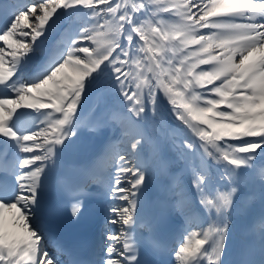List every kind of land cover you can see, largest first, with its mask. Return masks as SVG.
<instances>
[{"label":"snow or ice","instance_id":"obj_1","mask_svg":"<svg viewBox=\"0 0 264 264\" xmlns=\"http://www.w3.org/2000/svg\"><path fill=\"white\" fill-rule=\"evenodd\" d=\"M5 14L10 19L0 29V264H59L37 215L47 165L78 135L84 100L106 91L118 92L124 111L100 118L89 131L122 120L135 162L119 150L106 153L108 170L92 182L102 184L109 199L126 202L109 208L107 222L120 228L107 234L103 255L74 264H141L134 233L138 227L155 233L159 221L146 225L137 216L148 176L139 156L145 139L140 125L162 119L161 93L198 138V144L186 139L184 146L199 155L192 184L207 213V227L186 228L173 264H225L241 183L258 187L264 201V0H19ZM58 22L64 30L59 53L40 61L41 38ZM84 41L94 46H81ZM37 121L46 125L39 132L31 130ZM213 168L224 187L209 197ZM84 195L83 188L74 193V218L82 213ZM253 231H259V243L237 264H264V214ZM150 243L146 252L163 251Z\"/></svg>","mask_w":264,"mask_h":264},{"label":"bare ground","instance_id":"obj_2","mask_svg":"<svg viewBox=\"0 0 264 264\" xmlns=\"http://www.w3.org/2000/svg\"><path fill=\"white\" fill-rule=\"evenodd\" d=\"M162 15H164V17L166 19H175V17H169L168 14H162ZM205 32H207V30ZM26 39H30V37L26 38ZM84 42H86V41H84ZM87 42H89V41H87ZM82 44H83V42H82ZM82 44H81V46H82ZM0 47H4V44L2 41H0ZM45 49H47L46 48V42H44V44H43V53L45 52ZM6 51H7V49H6ZM79 55L83 56L82 53ZM158 99H159V103H160V111L162 114V119H156V121L158 123H161L162 126H161L160 131H156V128L155 129L151 128L152 127V125H151V127L149 129L150 133H151L149 144L150 145L151 144L153 145V143L159 144V149H158L159 155L158 156L162 157L161 158L162 160H165V158L171 157L172 153L179 154V157L182 160L183 155L185 154L186 151L192 152L184 146V141L186 139L187 140H193L198 144L199 143L198 138L195 137L191 133V131L186 128V126H184L179 120L176 119L175 115L170 110L171 106L169 105L167 98L164 97L162 93L159 95ZM86 109L87 108H86V105L84 103L83 106L79 110V116L78 117H82V119H83L84 118L83 112L85 113ZM26 110H28V109H21L20 111H26ZM113 114H115V112L111 111L110 115H113ZM106 115H109V113H107ZM85 117L86 118H84V120H82L79 123L80 130H79L78 135L75 136L74 138H71L70 143H68V146L64 148V150L58 155V157H56L53 161L48 162V165H47V167H48L47 183H48V180L52 176L57 174V169L60 166H62L67 160L73 161V160L77 159L78 162H80V164L82 162L83 163L84 162H87V163L96 162L100 157V155L97 154V149H101V148L104 149V147H105L104 143L105 142H109L111 144L114 143V137L115 136H113V137L110 136L108 132L105 133L104 135H101L102 133L100 130L97 131L98 135H97L95 140L91 139V140H84L83 142H81L83 140V138L81 136V132L83 130L90 132L89 127L97 122V119H94V117L87 119L90 117V114L87 111H86ZM41 119H42V117H41ZM117 123H118V121H117ZM118 126H119V124H118ZM41 127H46V125H41L39 123V121H37L36 124L32 127V131L39 132ZM124 128H125V126L123 128H122V126L118 127V130L116 131V133L119 134V132H120V135L118 136L117 140H120L121 149H122L121 152L123 154H127V157H128V155L131 154L132 150L130 147V143L127 142L125 140V138L123 137ZM107 129L113 131V129H110L109 127ZM104 130H106V129H104ZM159 134L161 135L160 140H158V136H157ZM175 138H177V139L174 140ZM38 142L43 143V138L41 137L38 140ZM169 144L175 145V151H171L172 149L168 148ZM141 146H143V145H140L139 156H141L144 153L147 155L148 154V148H150V147L147 146L146 148H142ZM57 147L59 148L60 146H57ZM38 154H42V153H38ZM92 154L94 155V157L91 158ZM22 155H24L23 157H25V156H30L31 154L30 153H22ZM193 155H194L195 159L199 160L198 153H193ZM158 156L156 158L154 157L152 159L151 153H150V157L147 158V161H150V162H148V165L149 164L152 165V168L154 169V173H153V176L151 177L149 184L147 186L146 185L143 186V188H142L143 193L157 189L167 179H168V181H170V180H174V178H175L174 176H172V174L170 172L171 169H169V167L165 166L164 164H159V161L157 162ZM187 157L190 158V156H187ZM198 166H199V163L196 165V167H198ZM193 167H195V166H193ZM193 167L190 165L191 169ZM212 172L214 174H217L215 172V168L212 169ZM193 179H191V184H192ZM157 181H160L161 185L157 186L156 185ZM215 182H216L217 186L222 190L224 186H222L220 184L221 182H219L218 177H216ZM247 185H250V184L241 183L240 187L245 188V187H247ZM192 186H193V184H192ZM193 189H194L196 196H199L197 194L196 189L194 187H193ZM207 190L210 191V188L208 187ZM175 194H176V190L174 188V184H172L170 196H175ZM238 194H239V192H238ZM206 195H208L207 192H206ZM114 201H112V202H114ZM139 201H140V206H139L138 211H137V216H139L138 213L141 212L143 209V196L141 194L139 195ZM197 202L199 203V200H197ZM124 204H126L125 201H123L121 205H124ZM112 216H113V213L110 214V218ZM189 220L195 221L193 218H190ZM105 227L108 230L106 231L107 233L103 236L102 248L107 243H110L109 241L106 240V236L108 233L112 232L111 227H112V229H114L116 231L120 228V224L112 225V224L108 223ZM203 227H207V226L203 223V224L199 225L198 230H200V228H203ZM177 246H178V244H175L174 248H176ZM102 252H103V250H102Z\"/></svg>","mask_w":264,"mask_h":264},{"label":"rangeland","instance_id":"obj_3","mask_svg":"<svg viewBox=\"0 0 264 264\" xmlns=\"http://www.w3.org/2000/svg\"><path fill=\"white\" fill-rule=\"evenodd\" d=\"M37 14H39V13H37ZM32 20L34 21V17L32 18ZM82 46H94V45H91L90 42H87L86 41V42H83ZM114 93H116V94H114ZM84 103H85L86 108H87L86 111L90 114V117L87 118V119H90V118L94 117V119H97V120H99L100 118H103L105 120H108L109 117H111V115H109L107 117V119H106V114L107 113L110 114V111L111 110H113V109H114V111L115 110H117V111L119 110L120 113L122 111H124V108H123V98L119 96L118 92H111V91H106V92H93L92 94H90L84 100L83 104ZM92 105H94V106H92ZM86 111H85V113L83 112L84 118H86L85 117L86 116ZM78 121H82V117H78ZM117 121H118V123H117ZM143 123L145 124V127H148L151 124H154V127L153 128L155 129L154 119H151L150 118L147 121H144ZM118 124H119V126H118ZM120 126H122V128H123L125 126L124 122L122 120H120V119H113V120L110 121V123L108 124V126L103 127V128H100L99 130L101 132H103V131H105L104 129H106V128L109 127L110 129H113V132L114 133H111V135L113 136L116 133V131L118 130V127H120ZM156 127H158V126H156ZM92 133H93L94 139H96V137L98 135V132L95 131V132H92ZM116 134H118V133H116ZM144 137H145V134H144ZM145 139H147V137H145ZM145 139H144V141L141 144V145H143V147H145L146 145H148V144L144 143L145 141H147ZM185 174H186V178H187V175H188L187 170H185ZM128 179H129V177H128ZM128 186L129 185L127 183H125V187H128ZM122 202L120 203L119 200H115L113 203H110L109 202L110 204H109V206L107 208V211H108L109 214H108L107 219L110 218L109 215L111 214L110 211H109V208L110 207L120 206L122 204Z\"/></svg>","mask_w":264,"mask_h":264}]
</instances>
